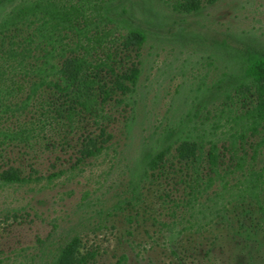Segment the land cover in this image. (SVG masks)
<instances>
[{
	"label": "rangeland",
	"instance_id": "1",
	"mask_svg": "<svg viewBox=\"0 0 264 264\" xmlns=\"http://www.w3.org/2000/svg\"><path fill=\"white\" fill-rule=\"evenodd\" d=\"M23 1L28 0L1 6L0 21ZM123 1L135 18L148 21L142 24L144 42L137 47L125 29L106 21L85 33L82 42L92 59L105 60L117 74L139 69L133 94L112 95L103 105L104 118L80 114L69 131L65 112L57 108L62 97L48 88L45 95L55 105L36 142L0 144V171L12 166L27 179L0 186V264H51L73 236L78 242L72 264H264V124L249 114L253 97L230 86L236 64L224 50L250 45L264 51V0H201L199 10L190 13L173 11L170 4L177 0ZM106 30L111 31L107 38ZM2 39L0 63L8 41L22 40L13 29ZM42 54L32 47L26 62ZM99 74L109 78V69ZM37 117L30 107L0 113V125L13 128ZM170 131L176 139L201 140L204 153L214 143L218 172H233L220 181L206 159L199 166L202 174L215 177L201 201L221 192L226 220L216 219L202 231L191 228L195 221L185 211L187 170L173 158L176 144L148 172L138 194L127 189L141 154L159 146ZM88 138L103 148L80 161L79 149ZM252 184L257 193L246 190ZM236 193L240 196L233 198ZM171 225L182 231L175 243L168 241Z\"/></svg>",
	"mask_w": 264,
	"mask_h": 264
},
{
	"label": "trees",
	"instance_id": "2",
	"mask_svg": "<svg viewBox=\"0 0 264 264\" xmlns=\"http://www.w3.org/2000/svg\"><path fill=\"white\" fill-rule=\"evenodd\" d=\"M213 1L206 0L207 3ZM14 2L15 0H0V7ZM200 3L201 0H177L170 4V7L176 12L190 13L198 11ZM134 16L133 8L126 7L124 1L119 0H87L81 5L67 4L63 0H28L13 5L12 10L0 21V41L3 40L2 35L11 29L20 32L22 40L8 41L5 60L0 63V113L14 115L30 107L38 112V117L17 121L13 128L0 125V144L17 141L31 146V142H36L38 129L50 125L49 108L55 105L54 100L45 95L48 88L55 90L62 97V102L57 108L58 111L65 112L63 125L69 131L78 122L80 114H93L95 118H104L103 105L107 104L112 95L120 94L123 98L131 96L135 91L139 69L131 67L117 74L105 60L92 59L91 48L84 45L82 37L90 30L104 25L105 21L114 22L117 27L125 29L127 36L139 47L147 36L142 24H148V21L145 18L138 20ZM132 19L136 22L132 23ZM67 32L74 34V41ZM110 34V30L103 31L106 38ZM12 38L16 39L15 36ZM45 43L50 44L49 49H45ZM32 47L40 49L43 54L38 55L35 61L27 63L26 59ZM224 50L236 64L230 86L234 84L232 89L235 93L253 97L254 104L249 109V114L253 121L264 124V51L250 45L243 51L227 47ZM66 52L69 54L65 55ZM101 68L109 69V78L99 74ZM26 77H29V80L24 79ZM110 80H113L111 87L107 86V81ZM225 96L228 97L227 94ZM175 135V132H166L159 146L141 154L130 171L127 189L132 194H138L140 184L147 178L148 172L161 165L172 146L176 144L173 158L183 161L187 170L185 211L195 221L191 228L202 231L216 219L227 218L226 201L221 192L213 191L205 202L201 201L202 192L211 188L215 177L222 181L233 172L229 169H225L221 174L218 172V153L214 143H211L204 153L201 140L198 142L189 136L176 139ZM96 143V140L88 138V144H81L80 161L100 153L103 147ZM231 145L234 143L231 142ZM204 159L215 175L214 178L201 173L199 166ZM239 162L238 160L237 169H241ZM26 180L15 167L8 166L0 171V186L22 184ZM256 189L257 186L252 184L250 189L246 190ZM252 195L258 199L255 193ZM239 196L240 194L236 193L233 198ZM168 229V241L175 243L182 231H176L175 225ZM77 242V236L66 241L57 250L51 264H72ZM82 260L80 258L78 262Z\"/></svg>",
	"mask_w": 264,
	"mask_h": 264
}]
</instances>
